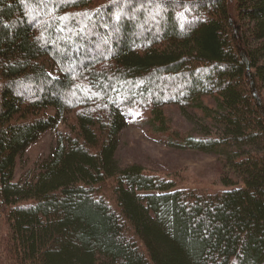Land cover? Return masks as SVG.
I'll return each mask as SVG.
<instances>
[{"label": "trees", "instance_id": "1", "mask_svg": "<svg viewBox=\"0 0 264 264\" xmlns=\"http://www.w3.org/2000/svg\"><path fill=\"white\" fill-rule=\"evenodd\" d=\"M169 105L210 127L165 131ZM144 121L236 148L223 189L121 167ZM0 264H264V0H0Z\"/></svg>", "mask_w": 264, "mask_h": 264}, {"label": "rangeland", "instance_id": "2", "mask_svg": "<svg viewBox=\"0 0 264 264\" xmlns=\"http://www.w3.org/2000/svg\"><path fill=\"white\" fill-rule=\"evenodd\" d=\"M133 19L135 35L139 37L145 30L141 27V23L136 21V18L133 17ZM144 26L149 25L144 23ZM114 38L117 39L119 36H114ZM98 41L102 44V39ZM209 103H213V101ZM188 112V115H184L178 107L166 106L164 115L168 119L165 118L162 128L165 131L199 134L202 131L200 126L202 128L210 127L207 126L208 120H203L201 116ZM153 130L157 132V125L154 122L144 121L133 122L121 132L116 153L121 167L139 164L147 170L169 174L178 180L180 186L200 188L208 186L214 188L213 190L223 189L222 176L227 177L226 174L230 171L227 165L229 159L227 152H233L236 148L231 147L215 153H207L191 148L177 147L155 139ZM55 143L56 134L54 131L43 132L20 156L15 168V178L19 180L36 166L37 160L47 157Z\"/></svg>", "mask_w": 264, "mask_h": 264}]
</instances>
